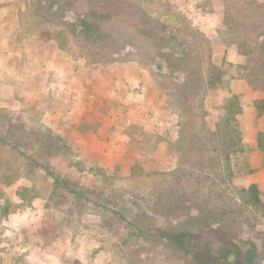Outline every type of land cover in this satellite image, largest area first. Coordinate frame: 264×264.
Returning <instances> with one entry per match:
<instances>
[{"label": "rangeland", "instance_id": "obj_1", "mask_svg": "<svg viewBox=\"0 0 264 264\" xmlns=\"http://www.w3.org/2000/svg\"><path fill=\"white\" fill-rule=\"evenodd\" d=\"M262 97L264 0H0V264H264Z\"/></svg>", "mask_w": 264, "mask_h": 264}, {"label": "trees", "instance_id": "obj_2", "mask_svg": "<svg viewBox=\"0 0 264 264\" xmlns=\"http://www.w3.org/2000/svg\"><path fill=\"white\" fill-rule=\"evenodd\" d=\"M254 108L258 114L264 113V97H262L260 99H256L254 101ZM240 111H241V105H240V102H239L237 95H231L226 100V102L224 104L223 116H224V120L226 121V124L224 126L227 127L228 129H230L231 128L230 123L235 120L236 115ZM236 138H237V136H236ZM221 144H225L224 140H221ZM228 145H229V147H233L234 138H232V141L229 144H227V147H228ZM226 157H227V154H226ZM241 198L247 204H251V205H255V206L259 205L261 203V200L259 197V189H258L256 183H250L246 188H242L241 189ZM221 258L223 260L222 264H232V261L227 259L226 252L221 254Z\"/></svg>", "mask_w": 264, "mask_h": 264}]
</instances>
